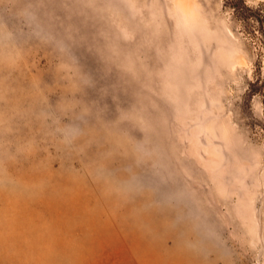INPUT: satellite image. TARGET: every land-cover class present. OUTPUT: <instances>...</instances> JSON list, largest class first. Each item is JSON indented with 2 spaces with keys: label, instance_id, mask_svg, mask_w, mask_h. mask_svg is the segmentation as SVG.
Returning a JSON list of instances; mask_svg holds the SVG:
<instances>
[{
  "label": "rangeland",
  "instance_id": "rangeland-1",
  "mask_svg": "<svg viewBox=\"0 0 264 264\" xmlns=\"http://www.w3.org/2000/svg\"><path fill=\"white\" fill-rule=\"evenodd\" d=\"M0 264H264V0H0Z\"/></svg>",
  "mask_w": 264,
  "mask_h": 264
}]
</instances>
